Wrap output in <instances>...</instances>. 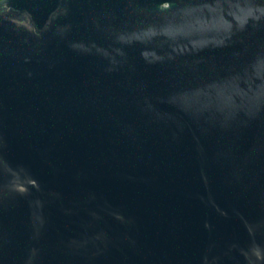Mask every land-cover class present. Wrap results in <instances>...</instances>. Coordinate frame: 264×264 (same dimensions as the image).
<instances>
[{"label":"water","instance_id":"obj_1","mask_svg":"<svg viewBox=\"0 0 264 264\" xmlns=\"http://www.w3.org/2000/svg\"><path fill=\"white\" fill-rule=\"evenodd\" d=\"M0 264H264V0H0Z\"/></svg>","mask_w":264,"mask_h":264}]
</instances>
